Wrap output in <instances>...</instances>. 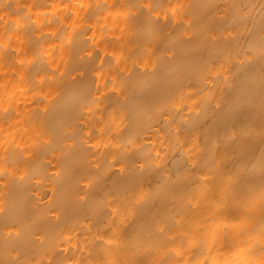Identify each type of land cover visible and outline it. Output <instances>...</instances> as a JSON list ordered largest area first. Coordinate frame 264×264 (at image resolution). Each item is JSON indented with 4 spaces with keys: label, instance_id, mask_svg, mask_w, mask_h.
<instances>
[{
    "label": "bare ground",
    "instance_id": "1",
    "mask_svg": "<svg viewBox=\"0 0 264 264\" xmlns=\"http://www.w3.org/2000/svg\"><path fill=\"white\" fill-rule=\"evenodd\" d=\"M262 181L264 0H0V264H264Z\"/></svg>",
    "mask_w": 264,
    "mask_h": 264
},
{
    "label": "snow or ice",
    "instance_id": "2",
    "mask_svg": "<svg viewBox=\"0 0 264 264\" xmlns=\"http://www.w3.org/2000/svg\"><path fill=\"white\" fill-rule=\"evenodd\" d=\"M261 199L264 201V181H262L261 184ZM109 243H111V241H109Z\"/></svg>",
    "mask_w": 264,
    "mask_h": 264
}]
</instances>
